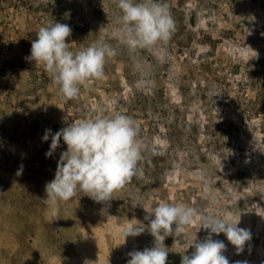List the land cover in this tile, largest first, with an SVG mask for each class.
<instances>
[{
  "label": "rangeland",
  "instance_id": "obj_1",
  "mask_svg": "<svg viewBox=\"0 0 264 264\" xmlns=\"http://www.w3.org/2000/svg\"><path fill=\"white\" fill-rule=\"evenodd\" d=\"M160 2L175 21L171 39L130 52L119 38L118 0H0V264H127L129 252L154 246L143 206L159 202L240 215L238 227L251 233L243 251L223 233L212 239L224 242L229 264H264V0ZM49 22L70 26L73 52L98 40L117 51L104 77L72 100L26 59ZM113 110L139 125L137 176L108 202L77 190L49 206L45 185L67 145L61 138L46 157L45 130ZM136 220L145 231L124 242L122 228ZM207 235L193 221L183 237L167 236L166 264H181L195 250L189 242Z\"/></svg>",
  "mask_w": 264,
  "mask_h": 264
},
{
  "label": "clouds",
  "instance_id": "obj_2",
  "mask_svg": "<svg viewBox=\"0 0 264 264\" xmlns=\"http://www.w3.org/2000/svg\"><path fill=\"white\" fill-rule=\"evenodd\" d=\"M117 6L122 13L117 17L120 42L130 52L167 44L175 32L170 9L160 0H118ZM71 32L67 24L49 22L37 31V39L31 43L30 56L26 57L50 74L66 101L77 98L81 87L87 86L88 81L102 79L106 61L117 55L116 49L103 40L73 52L66 43ZM97 111L103 113L105 109ZM138 134L137 122L115 110L110 115L97 114L78 119L54 134L51 129H46L42 139L47 141L51 136L46 157L52 156L60 146L61 138L67 149L60 154L54 179L45 185V202L55 207L58 201L75 197L77 190L97 203L113 199V194L138 174L142 160ZM196 179L204 183V196L214 205L216 196L209 187L206 174L198 173ZM143 208L147 214L145 219L150 220L147 230L154 237V246L129 252L127 264H166L165 238L183 237L193 221H197L199 229L208 230V235L203 241H197L195 237L189 242L188 247L193 246L195 250L191 255H182L181 264H229L222 254L226 245L223 241L213 240V233L225 234L238 253L251 239L248 229L238 227L240 215L237 219L230 215L204 213L183 203L159 202L155 207ZM136 221L122 228L124 242L127 237H135L145 231V225ZM89 262L85 261V264Z\"/></svg>",
  "mask_w": 264,
  "mask_h": 264
}]
</instances>
